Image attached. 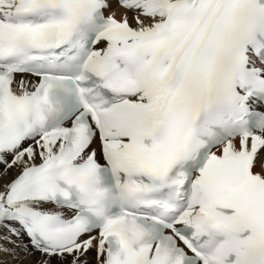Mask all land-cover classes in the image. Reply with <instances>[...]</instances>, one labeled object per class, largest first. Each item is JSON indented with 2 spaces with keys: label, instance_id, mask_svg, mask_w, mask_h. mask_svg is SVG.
Returning a JSON list of instances; mask_svg holds the SVG:
<instances>
[{
  "label": "snow or ice",
  "instance_id": "obj_1",
  "mask_svg": "<svg viewBox=\"0 0 264 264\" xmlns=\"http://www.w3.org/2000/svg\"><path fill=\"white\" fill-rule=\"evenodd\" d=\"M0 264H264V0H0Z\"/></svg>",
  "mask_w": 264,
  "mask_h": 264
}]
</instances>
